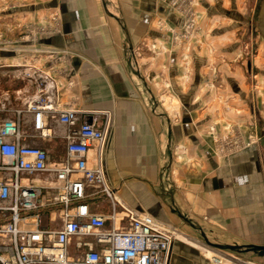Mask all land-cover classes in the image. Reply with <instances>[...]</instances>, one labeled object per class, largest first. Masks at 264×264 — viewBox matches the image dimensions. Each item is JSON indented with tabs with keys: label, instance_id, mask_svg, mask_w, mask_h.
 Segmentation results:
<instances>
[{
	"label": "crops",
	"instance_id": "1",
	"mask_svg": "<svg viewBox=\"0 0 264 264\" xmlns=\"http://www.w3.org/2000/svg\"><path fill=\"white\" fill-rule=\"evenodd\" d=\"M11 1L18 7L1 10L0 25L31 26L36 34L23 50H0V125L21 111L22 145L45 150L49 167L64 164L68 129L47 114L53 135L40 136L28 109L38 86L23 75L36 68L54 76L61 109L78 110V125L109 124L103 166L122 205L176 231L170 264H264L257 254L213 248L203 238L218 246H264V3L252 55V44L242 47L236 39L251 21L242 0H200L196 45L177 51L166 23L181 28L184 20L168 1L0 5ZM214 27L215 34L205 33ZM225 136L256 139L221 153L218 140ZM87 163L98 166L96 144ZM0 177L14 181L12 173ZM72 180L83 181L77 175ZM19 181L41 188L42 224L59 228L62 206L56 200L63 183L53 174ZM84 198L92 214L111 215V202L94 188L86 186ZM123 217L120 210L118 220ZM6 221L0 216V225Z\"/></svg>",
	"mask_w": 264,
	"mask_h": 264
},
{
	"label": "built area",
	"instance_id": "2",
	"mask_svg": "<svg viewBox=\"0 0 264 264\" xmlns=\"http://www.w3.org/2000/svg\"><path fill=\"white\" fill-rule=\"evenodd\" d=\"M23 76L38 86L37 95L28 105L34 113L35 130L42 138L51 137L53 131L45 125L44 118L47 114L58 116L68 129L67 156L61 166L49 167L45 150L22 145L21 111L16 112L15 121L6 120L0 125V172L14 175L12 184L0 177V216L7 218L0 225V264H170L176 231L122 205L108 184L103 157L110 137L109 124L103 129L88 122L78 125V110L61 109L54 76L36 68ZM73 84L71 81L68 85ZM255 139L250 137L244 142L239 136L222 137L218 140L220 152L244 149ZM94 144L98 148V166L90 169L87 156ZM45 174H53L63 183L56 200L62 206L61 226L57 229L42 224L41 188L22 186L19 181L20 176ZM75 175L83 181L72 180ZM86 186L111 202L109 217L92 214L83 203ZM120 210L122 220H118ZM31 219L33 227L29 228ZM117 222L126 225L116 227Z\"/></svg>",
	"mask_w": 264,
	"mask_h": 264
},
{
	"label": "rangeland",
	"instance_id": "3",
	"mask_svg": "<svg viewBox=\"0 0 264 264\" xmlns=\"http://www.w3.org/2000/svg\"><path fill=\"white\" fill-rule=\"evenodd\" d=\"M164 1H168L171 4L172 8H174L184 20V24L181 28H177L173 25L170 26L168 23H166V35H169L170 43L172 44L173 50L177 51V50H182L186 47L188 48L194 46L195 40L197 39V36L201 32V27L197 22L199 14L196 13V11L198 12V9L201 7L200 0H164ZM35 2H47V1L44 0L26 1V3L30 5H34ZM263 3L264 0H242V2H240L241 6L244 7L245 5L247 9H249L247 13L250 16L251 21L249 27L246 28V31L240 30L239 32L236 33L238 36L236 39L239 38L242 41L241 44L242 47H243V42L251 43L252 47H250L251 49L250 51L252 55L253 53L256 54L257 53L256 51L258 50L257 44H253V41L258 39L259 37L260 29H258L257 22L259 17V11ZM16 5L17 3L14 1H11L8 4H5L4 6L0 5V13H2L1 10L3 9L7 11L9 10L11 11L14 9V6ZM186 24H193L194 27L190 29H188L187 27L185 28L184 26ZM218 28L219 27H214L213 29L209 28L205 33L208 35L215 34ZM34 33H35V29L31 28V26L18 27V26L8 25L6 27H3L2 25H0V50H2L3 48H6L9 51H17L21 49L23 50L25 49L23 46L26 45L24 44L26 40L27 41L34 40L33 38ZM203 45H205V43H200V46L198 48L200 49L201 46ZM239 59L243 62L245 58L240 57ZM253 78L254 77L249 76L250 84H252V82L256 83V79Z\"/></svg>",
	"mask_w": 264,
	"mask_h": 264
},
{
	"label": "water",
	"instance_id": "4",
	"mask_svg": "<svg viewBox=\"0 0 264 264\" xmlns=\"http://www.w3.org/2000/svg\"><path fill=\"white\" fill-rule=\"evenodd\" d=\"M203 238L205 239L206 243L213 248H217L221 250H232L244 254L254 253L257 254L259 257H264V246H256V245L218 246L210 243L205 234H203Z\"/></svg>",
	"mask_w": 264,
	"mask_h": 264
}]
</instances>
